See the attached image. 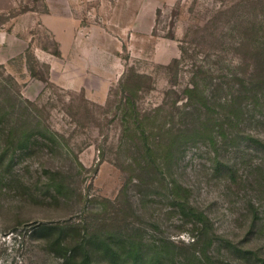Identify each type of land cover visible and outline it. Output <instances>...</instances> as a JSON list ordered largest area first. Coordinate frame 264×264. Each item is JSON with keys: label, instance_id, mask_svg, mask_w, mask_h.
Wrapping results in <instances>:
<instances>
[{"label": "rangeland", "instance_id": "1", "mask_svg": "<svg viewBox=\"0 0 264 264\" xmlns=\"http://www.w3.org/2000/svg\"><path fill=\"white\" fill-rule=\"evenodd\" d=\"M86 250L264 264V0H0V264Z\"/></svg>", "mask_w": 264, "mask_h": 264}, {"label": "trees", "instance_id": "2", "mask_svg": "<svg viewBox=\"0 0 264 264\" xmlns=\"http://www.w3.org/2000/svg\"><path fill=\"white\" fill-rule=\"evenodd\" d=\"M186 215L187 216H190V217H192V218H195L196 220H199V222H201L202 221V219H203V216H202V214H200V213H197V212H195L194 210H192V209H190V208H186ZM97 243H91L90 244V246H91V248H94L93 246L94 245H96ZM104 245L105 244H103V245H101L102 247H103V249H104ZM100 247V246H99ZM105 248H106V246H105ZM107 248L109 249V246H107ZM87 251H89V250H86L85 251V256H84V258L80 261V263L79 264H90V261H89V253L87 252ZM133 252V251H132ZM135 253V252H134ZM69 259V258H68ZM70 260V263H68V264H74V262H72L73 260L70 258L69 259ZM133 264H137V262L136 261H134L133 262Z\"/></svg>", "mask_w": 264, "mask_h": 264}]
</instances>
